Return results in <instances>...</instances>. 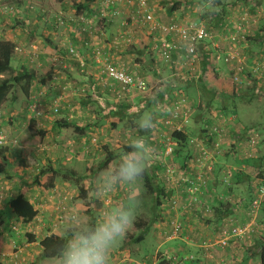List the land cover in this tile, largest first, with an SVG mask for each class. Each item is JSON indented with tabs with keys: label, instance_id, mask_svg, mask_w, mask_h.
Returning a JSON list of instances; mask_svg holds the SVG:
<instances>
[{
	"label": "crops",
	"instance_id": "crops-1",
	"mask_svg": "<svg viewBox=\"0 0 264 264\" xmlns=\"http://www.w3.org/2000/svg\"><path fill=\"white\" fill-rule=\"evenodd\" d=\"M33 1H36L38 7L49 8L45 0ZM68 1L58 0L56 2L54 0L52 5L57 10V15L63 13L69 16L68 19L63 18L62 20L61 15V21L56 24L50 19L51 17L39 22L32 20L34 12L27 10L24 19L28 18V20L19 19L18 22L21 25L10 30L11 33L7 38H0V40L12 42L15 46L10 70L0 74V81L10 80L18 73L26 72L33 75L27 97L23 95L19 86H14L7 101L0 107V114H3L2 119H6V123L9 124L7 129H3L2 134L11 135L20 141V146L16 149L13 148L12 143L9 144L11 150L5 153L7 174H0V221L2 222L0 226V264L2 262L14 264L11 259V254L15 249L14 245L20 257L18 264L27 260L33 262L41 256L38 243L44 232L49 229L51 222L56 220L55 207L57 201H60L58 196L67 192L73 198L76 196V186L81 184L86 189L93 188V181L98 175V173L94 174L97 167H94V162L98 159L101 162L104 159V149L114 154L113 161L117 159L121 148L126 147L129 139L138 133L133 123L137 119L136 114L145 109L152 110L154 100H159L165 106V111L164 114L160 111L155 112L157 127L150 132L148 139L154 146L153 152H156V155H163L159 152L160 147L158 146L162 144L158 141L162 140L168 131L163 125V119L170 110L172 99L175 96L186 95L190 102L194 101L197 106L207 109H210L212 103L211 99L205 100V93L210 92L211 97L216 93H219V98L229 97L227 94L230 92V79L228 80L225 71H219V74L215 76V87L208 91L203 89L201 84L198 86L196 81L195 83L191 82L192 80L188 81L183 76L186 70V72L182 70L180 72L177 65L164 63L154 51L153 42L145 50L138 49L136 42H132L130 47H125L126 45L117 40L118 45H116V39L120 38L124 34L122 31L128 27H124L122 21L127 17L126 15L131 17L129 7L122 5L118 14L110 16L105 0H93L83 11L69 10L68 14L67 11L62 12L66 8L69 9ZM77 2L78 4L84 3L83 0H77ZM149 3L159 23L168 24L172 20L177 21L184 17L183 6L173 14L170 13L169 7L161 5V2L155 4L150 0ZM128 9L130 14L126 12ZM100 15L105 17L106 21L100 19L103 27L98 29L93 26L95 25L93 23ZM134 23L135 21L131 24ZM84 28L86 31H81ZM135 28L136 26H132V29L126 30L133 40L138 35L137 30L134 31ZM69 49H74L75 55H70ZM206 51L205 48L199 49L198 56L202 63V67L198 69L199 76L207 72ZM12 61H14L13 67ZM104 62H109L127 73L139 76L144 80L148 89L143 93L123 94L117 98L116 93L120 90V85L101 74V66ZM235 72L233 70V73ZM229 95L232 96V89ZM32 107L34 112H32ZM66 124L70 126L65 128ZM139 134L142 135V133ZM174 152L176 154L179 152L175 155L177 162L181 163L180 166L184 164V169L187 170L189 161L194 159L195 153H191L189 148ZM233 153H226L215 160V175L219 178L220 174L230 172L232 169L242 170L243 175L236 177L234 181L231 180L232 184L229 186L216 182L218 181L216 177L210 194L213 195L212 198L219 195L232 202L231 214L224 220L230 218L236 224H241L246 222L249 216L247 205L256 194L261 169L259 170L257 166L258 159L247 160L243 154ZM10 163L15 165L14 174L10 173L12 170ZM159 166L164 167L159 163H149L148 166L154 170L156 180L162 178ZM43 168L46 172L43 176H39ZM50 184L52 187L49 188ZM141 185L143 191L141 200H143V196L146 195L143 181ZM176 186L179 185L170 186L173 190L166 187L165 196L160 198L159 221L152 224L148 230L153 238L151 244L156 247H154L153 255L160 251L159 249L163 250L160 252L168 255L174 253L183 255L189 251L193 261L185 264H259L256 254L259 244L256 236L249 242L233 240V244L216 253L211 250L196 249L199 239L201 241L205 237L214 241L218 239L217 227L211 223L210 227L205 226L201 229L199 225L202 226L205 223L198 213L182 211L180 207L173 209L171 205L173 197L179 199L180 206L185 205L187 197L183 194V187L180 189ZM21 192L37 211V216L28 223L16 218L8 207V201ZM207 193L208 190L200 197V203H204L205 206L210 202L205 199ZM96 200L91 205H82L85 213L88 212V215H92L94 219L96 218L94 214L98 215L102 207L101 202ZM73 204L79 203L73 200L69 203L65 202L67 212ZM6 212L10 214L8 225L3 221L7 218ZM171 218L181 223L182 236L173 241H165L166 239L162 241L161 234L169 229L158 231L160 227L158 223L163 219L167 222ZM41 222L45 224V227L39 225ZM20 223L24 225V232H28L26 239H22L20 234L17 235L10 229V224ZM64 224L57 227L56 235H61L60 231ZM29 227L38 234L33 242L27 239V235L31 234ZM129 232L133 235L137 231L132 228ZM132 245L133 243L128 238L125 241V249H129ZM133 248L136 257H130L126 253L125 257L128 259L125 260L118 259L119 252L116 253L117 249H115L112 253V264H129V260L134 264L159 263L147 252L144 256L138 255L140 248H137V245ZM216 248L219 247L214 249ZM132 250L130 248V251ZM1 258L6 261H2Z\"/></svg>",
	"mask_w": 264,
	"mask_h": 264
},
{
	"label": "rangeland",
	"instance_id": "rangeland-1",
	"mask_svg": "<svg viewBox=\"0 0 264 264\" xmlns=\"http://www.w3.org/2000/svg\"><path fill=\"white\" fill-rule=\"evenodd\" d=\"M53 1L54 0H45L44 2L48 5L49 4V8L46 7H38L36 6V1L33 0H0V38L4 39L7 38L8 35L11 33L10 30L15 29L16 27L18 28L21 24L20 21L21 19H24V16L27 15V10H30L32 12H34V17H32V20H38L39 22L41 21H46L48 17H51L50 19L53 20V22L56 24L57 22L61 21V15H62V20L64 19H68L69 16L67 15H63V13L61 15H57V10H55V8H53ZM58 0H56L57 2ZM153 1V0H152ZM159 2L162 3V0H158ZM164 1V5L167 6L168 4ZM173 1V0H172ZM175 1V0H174ZM184 4H183V19L177 20L178 23H184V22H201V23H205L206 22H210V25L213 26L215 24V19L213 18V15L211 16L210 14H206V16L204 15V13H208V11L211 9H213L214 11H220L219 15L222 16L220 18L222 20V25H218L215 26L212 34H213V43L215 45H218V50H215L216 52H218L219 55V59L216 58H211L208 61V67H207V72L204 75L198 76V71L195 73H187V67L186 66H182L181 65H177V69L181 72L184 71L186 72V74L183 73V76L189 80H192L191 82L195 83L194 81L197 82V85L200 86V84H202L206 79L210 80V79H214V77L216 75L219 74V71H225L226 76H228V80L230 79V83H229V87H230V92H228V96L230 97L229 94H231V89H232V93L238 92V94H241L244 98L242 100H236L235 102V107H234V111L235 113H231L233 111L232 104L229 102V100H222V98L218 97L219 93H216L213 95V97L211 98L210 102L211 107L210 109L204 108L203 106H197V104L193 101L190 102V100H188L186 95H182V94H178L177 96H175L172 100V103L175 102L177 99H179L181 96H184L189 104H190V108H191V116L189 119L188 124L185 126L184 128V132L187 133V145L184 148H180L178 146H176V142L173 140L172 138V133L175 132L173 129L167 127L168 131H166L165 136L162 137V140L160 139L158 142L159 143H163V141L168 140L167 142L165 141V146L160 147L159 152L162 153V150L166 149L167 144H171L172 148H173V152L171 155L169 156H164V155H156V152H153L155 155H152V158L150 160V164L155 163V164H162L164 167H161V175L162 178L165 180V173H166V168L167 166L172 167L176 172H177V176L184 173V164L180 166L181 163L177 162V155L174 151L177 152V150H179L180 152L184 149L189 148L191 153H195L194 156L197 155V148L195 147L194 144H190V140H202L203 137H205V134H201V130L202 131H206L212 124L220 122L222 123V126L225 129L226 132V137L224 138L222 145H221V149H220V153L219 156L222 157L224 156L226 153H232L233 154H243L246 157H251L252 159H258L260 158L263 154H264V89L262 90L263 92L258 96V97H251L253 89H252V82L251 79L248 81L247 79H243V77L238 73V70L235 69V65H232L230 63H226L225 62V58L227 55V49H226V44L224 41V37L227 34V30L229 28H231L232 24L236 25V24H241L242 25V31H243V36L244 39L240 40L239 45H238V51L240 54V57L243 59V65L246 66H251V64L254 62V58L257 61L260 62H264V47L261 48L259 45L254 44V43H249L246 41L247 37L253 36L254 33L257 32L259 27H264V0H221L220 5H223V8L220 10L214 9V7L212 8H206V9H201L200 7H198L197 5L200 3V0H184ZM69 4V9L66 8V10H63L62 12H66L69 14V10L70 11H75L77 12V5L78 2L77 0H69L68 1ZM157 4V3H155ZM159 4V3H158ZM162 5V4H161ZM151 6V4H150ZM152 7V6H151ZM127 9V8H126ZM186 9V10H185ZM223 12H222V11ZM55 12V13H54ZM127 13L130 14V10L128 9L126 11ZM72 14V12H70ZM57 15V16H56ZM127 17L124 18L123 22V26L126 27V30L128 29H132V26H136L135 30H137V34L134 38V40L131 38V35L129 34L128 31L123 30L122 32L127 33L128 34V39L130 40L128 43H124L123 45H126L125 47H130V45L132 44V42H136V46H137V41L142 40L144 41V37L149 36L151 38V42L153 41V35H150L147 33L146 29L142 26H140V24L138 23H133L132 20L129 18L128 15H126ZM155 16V13H154ZM205 16V17H204ZM53 18V19H52ZM60 18V19H58ZM20 19V20H19ZM73 19V18H72ZM100 19L105 20V18L103 16H99L95 19L94 23L95 25H93L94 27L96 26V28L100 29L101 27H103L100 24ZM24 20H28V18H25ZM224 20V22H223ZM106 21V20H105ZM47 23V22H46ZM127 24V25H126ZM95 28V30H96ZM143 32L144 34H142L141 32ZM132 34V32H131ZM41 35V34H40ZM214 51V53H215ZM253 60V61H252ZM256 62V61H255ZM14 61H12V67H13ZM163 65V64H162ZM165 65V64H164ZM200 66L202 67V63H201V59L199 60V63L197 64V66L195 67L196 70L200 69ZM239 66V65H237ZM246 69V68H245ZM186 70V71H185ZM233 70H235L236 72L233 73ZM241 72V71H240ZM239 74L240 77V81H235L234 78L237 76L236 74ZM243 74V71H242ZM245 76V75H243ZM204 79V80H202ZM240 82V83H239ZM193 86V85H191ZM218 98H217V97ZM210 94L209 93H205L204 98L205 100H209ZM228 97V98H229ZM250 98V99H249ZM217 99H219L217 101ZM249 99V101L247 100ZM217 102V103H216ZM225 104L226 106V110H222L223 109V105ZM3 114H0V134H2L3 129H7L9 124L6 123V119L3 120L2 119ZM166 115H164L165 117ZM255 130L257 133V144L254 147H249L248 144V140L245 137V135H243V130L248 131V130ZM22 135H23V131H22ZM142 135H146L147 137L150 136V133H142ZM2 136L4 137V143L0 146V151L3 150L4 155L6 152L10 151V143L13 144V148L16 149L18 146H20V141L15 139L14 137H12L11 135L8 134H2ZM155 138V137H154ZM153 138V139H154ZM19 139V138H18ZM31 139V138H30ZM159 139V138H158ZM151 147L153 148L154 146L151 145ZM154 151V150H153ZM159 156V157H157ZM193 156V157H194ZM14 158V157H13ZM195 158V157H194ZM217 160V158H216ZM251 160V159H250ZM194 159H192V161H189V168L186 170V173L191 174L192 170H194L195 168V164H194ZM8 162V161H7ZM99 159L96 160L94 162V167L97 166V164L99 163ZM15 163V162H14ZM14 163H10L11 165V172L12 174L13 171H15V169L13 167H15ZM216 163V162H215ZM28 165V164H27ZM7 166L9 167V163H7ZM44 169V168H43ZM192 169V170H191ZM238 171L240 169H232L230 170V172H226L224 174H220L219 178L215 175V169L212 172V174L209 177V183L207 185V190L208 193L205 196L206 200H210V204H207V207H210L211 205H215L217 204V202H222L223 200H228L227 198L224 197H220L219 195H217L216 197L212 198V194H210V189L211 186H213V184L215 183V179L218 178V183H220L221 185H231L232 181H234L236 179V174L235 173H231V171ZM87 177V176H85ZM83 178L86 180V178ZM217 177V178H216ZM6 180V179H4ZM158 180L157 179V184H158ZM142 183V181H141ZM165 187H169V189L173 190V188H171V185L174 184H170L168 186V182L165 180ZM82 187L84 189H86L82 184L80 186H76V196H73V201L81 204V205H91V203H94L96 198L95 195L93 193V188H87L86 190L88 191L87 193V199L84 201L78 200L77 199V195H78V189ZM206 190V191H207ZM9 192V191H8ZM146 193V192H145ZM214 199V200H213ZM97 201V200H96ZM141 205L137 211V217H136V221L139 219H143L145 220L147 223H150L154 217V212H155V208H154V204H153V199L150 195L146 194L143 196V200H141ZM223 202H227V201H223ZM200 203V201H199ZM202 203V202H201ZM232 204V202H230ZM181 208V210H185L188 212H192L195 214H199V216L203 219H208V213L206 211V207L204 206V203L201 205H198L193 207L192 209H187L185 206H180V204L178 203L175 207L176 208ZM263 208V207H262ZM262 208L257 212V214L255 215H249L247 217L246 222L241 223V224H236L232 219L228 218L226 220H224V222L222 224H219L217 231H218V239L222 238V231H226L227 229H232L233 227H244V226H251V229H253V232H255L256 234L258 233L256 238H264V211L262 212ZM249 208H247V212H248ZM199 211V212H197ZM94 213V212H93ZM160 213V211H159ZM86 214V213H85ZM211 215V214H209ZM6 216L7 218H5L4 223L8 225V222H10V219H8V217H10V214H8V212H6ZM87 218L89 219V215H86ZM92 216V215H91ZM94 216H97L94 214ZM195 218V217H194ZM178 221L175 218H171L169 219L167 222L163 219L161 220L158 225H160V227L158 228V231H164L163 229H170L169 226V222L170 221ZM55 222L52 221L51 225ZM178 223L181 225V223L178 221ZM199 223V222H198ZM163 224V225H161ZM61 226V225H60ZM200 228L201 227H210L209 225H205L202 224L199 225ZM18 227L23 231L21 232V230L19 229L18 233H16L17 235L20 234V236H22V239H26V233L28 232H24L25 229L23 228L24 225L23 223L18 224ZM64 227V228H63ZM182 227V226H181ZM212 228V227H211ZM10 229H11V224H10ZM134 229V228H133ZM202 229V228H201ZM49 230V229H47ZM12 231V230H11ZM137 231V230H135ZM157 231V228H156ZM13 232V231H12ZM252 232V234H253ZM14 233V232H13ZM56 233H58L56 231ZM138 231L133 234L138 235ZM148 233V232H147ZM60 236L61 237H66L67 236V225L64 224L61 228L60 231ZM251 234V235H252ZM146 234L144 241L139 242L137 244L133 243V245L130 247L131 250L133 247H135L137 245V248H140V253L138 255L144 256L145 253H149L151 255V257L154 256L155 261L158 263L159 260H161L164 256H168V254H165L164 252H160L163 251L161 249H159L160 251L156 252V254L153 255L154 253V247L155 245L151 244L153 242V238L152 235ZM250 236V235H249ZM248 236V237H249ZM129 237H132V235H130V232L127 235V238L116 248L117 250L116 253H118L117 255H119L120 260H125L127 257H125V255L129 254L130 257H136L135 255V251H130L129 249H125V241H127V239ZM216 238V237H213ZM253 237H250L248 239L245 240V242H249L252 240ZM160 239L162 241H164L166 239V236L162 233L160 236ZM217 239V240H218ZM216 240V241H217ZM165 241H169V240H165ZM173 241V240H172ZM197 241V240H196ZM214 240H211L208 237H205V239H203L201 241V239H199L196 243V249L199 250V248L201 250H211V252H219L218 250H221L222 248H216L218 247L216 245H211L212 243L215 244ZM260 241V239L258 240ZM208 244V245H203V244ZM233 244L232 241H229L228 246ZM21 245V244H20ZM227 246V247H228ZM18 247V246H17ZM227 247H225L224 249H226ZM156 248V247H155ZM135 249V248H133ZM194 252H197L196 250H192ZM250 251V249H249ZM129 252V253H128ZM127 253V254H126ZM134 253V254H133ZM182 254V253H181ZM187 255H191L188 251V253H184L182 256H187ZM172 256H181L177 253H174ZM239 256V255H238ZM128 259V258H127ZM2 261H6L5 259L1 258ZM153 260V259H152ZM254 261V260H253ZM129 264H134L131 260L128 261ZM161 263V262H159ZM158 263V264H159ZM253 263V262H252ZM1 264H12V263H5L2 262ZM20 264H56V260H48V259H44L42 258V256L38 257L37 259H35L33 262H30V260L25 261L24 263H20Z\"/></svg>",
	"mask_w": 264,
	"mask_h": 264
},
{
	"label": "built area",
	"instance_id": "built-area-1",
	"mask_svg": "<svg viewBox=\"0 0 264 264\" xmlns=\"http://www.w3.org/2000/svg\"><path fill=\"white\" fill-rule=\"evenodd\" d=\"M149 1L150 0H105V6L108 9L107 11L110 16L118 14L122 5L129 7V9H131L130 19L132 22L135 21V23L140 24L141 27L143 26L148 34L153 35V49L158 57L166 64H182V66L187 67V73H196L198 69L196 70L195 67L200 60L198 56L200 49L199 46L204 42H208L210 44V52L207 54L208 56H206L207 62L211 58L219 59L218 52L215 51L218 50L219 47L213 43L214 36L205 29L204 25L193 22L178 23L174 21H170L168 24L159 23L155 19L154 11L150 6ZM153 1L155 3H159L158 0ZM81 31L86 30L84 28L81 29ZM242 34V25L240 23L236 25L232 24L231 28L227 30V34L224 37L227 49V55L225 58L226 63H230L232 65L237 64L239 66L242 65L243 59L240 57L238 51L239 42L244 39ZM127 36L128 35L126 34H122L120 38H117L116 45H118L117 40L120 43H128L130 40ZM68 53L73 56L75 55V50L69 49ZM253 60L254 62L251 66H246V69L243 70V73L246 71L243 79H247L248 81L251 79V82L259 83L256 93L260 95L264 89V62L257 61L258 59L256 60L255 58ZM101 74L107 79L120 85V90L116 93L117 98H120L123 94L131 95L134 92L143 93L148 89L144 80L139 76L127 73L109 62H104L102 64ZM236 75L237 76L234 80L238 81L241 76L238 73ZM32 112H34L33 107ZM190 116V104L184 96H181L172 103L170 110L167 111V115L163 119V125L176 132H181L188 124ZM205 132V139L190 140L189 142L190 144H194L197 148V155L193 161L195 168L192 170L191 174H188L185 171L177 176V172L172 167H165V180L169 184L183 187L184 192L187 194L188 202L186 204V208L193 207L198 204L200 197H202L206 192L209 177L214 171L216 155L219 154L222 142L226 137L225 129L220 122L212 124ZM246 135L248 136L249 147H254L257 144L258 135L256 131L253 129L248 130ZM208 140L212 141V148H207L208 146H206L203 142ZM165 141L167 142L168 140L165 139ZM165 141L162 143L163 146L166 145ZM3 143L4 137L0 134V146ZM172 152L173 148L171 144H167L166 149L162 150V154L164 156H169ZM58 198L60 201H57L55 207L56 220L52 225H50L49 230L44 232L43 235L45 236L51 234L56 235L57 227L64 224V217L68 213L65 202L69 203L73 199L67 192L61 193ZM174 205L176 207V203H174ZM262 205H264V178L260 179L257 185L255 199L249 207V215L252 216L257 214ZM42 223L43 222L39 223V225L41 227H45V224ZM11 230L14 233H18V224H12ZM29 230L34 236L38 235L32 230V228L29 227ZM252 231L253 229H251V226L233 227L232 229H227L226 231H222V238L218 239L215 244L212 243L211 245H216L223 249L228 246L231 239H242L244 237H248ZM181 234L182 227L177 221H172L170 223L169 231L164 233L166 240L169 241L180 238ZM203 245L205 246L208 244L205 243ZM14 248L16 249L15 245ZM15 249L11 254V259L14 264H18L20 257ZM192 259L193 257L191 255H181L178 257L168 255L159 260V262H161L159 264H184Z\"/></svg>",
	"mask_w": 264,
	"mask_h": 264
},
{
	"label": "clouds",
	"instance_id": "clouds-1",
	"mask_svg": "<svg viewBox=\"0 0 264 264\" xmlns=\"http://www.w3.org/2000/svg\"><path fill=\"white\" fill-rule=\"evenodd\" d=\"M197 6L212 8L215 0H200ZM156 111H165L159 100H154L152 110L136 114L133 123L138 133L93 181V193L102 204L95 220L89 221L81 204H73L64 217L67 239L58 249L56 264H112V253L133 228L142 202L141 181L153 149L148 137L139 133L156 129Z\"/></svg>",
	"mask_w": 264,
	"mask_h": 264
},
{
	"label": "trees",
	"instance_id": "trees-1",
	"mask_svg": "<svg viewBox=\"0 0 264 264\" xmlns=\"http://www.w3.org/2000/svg\"><path fill=\"white\" fill-rule=\"evenodd\" d=\"M83 1H84L83 4L77 5V10H78L77 12L83 11L87 5H89L91 2H93V0H83ZM165 2L168 4L167 6L169 7L168 9H169L170 13L174 14L175 12H178L182 8L185 1L184 0H175V1L174 0L173 1L172 0H165ZM220 3H221V0H215L214 9H217V10L222 9L223 5H220ZM185 4H187V3H185ZM162 5L165 6L163 0H162ZM217 7H220V9ZM219 12L214 11L213 9L212 10L210 9L208 11V13H204L205 16H206V14H210L211 16L213 15V18L215 19V24L213 26L210 25V22H206V24L201 23V22H193V23L204 25L205 29L208 32L212 33L215 26L222 25L221 19H223V18H220L222 16L219 15ZM172 21L177 22L176 20H172ZM223 22H224V20H223ZM145 40H147V41L145 42ZM246 41L251 43V44L252 43L257 44L261 48H263L264 47V27H259L257 32L254 33L253 36L247 37ZM150 43H151V38L149 36L144 37V41H142V40L137 41V48L140 50H145L149 47ZM199 47L207 49V51L205 53L209 54L210 44L208 42H206V43L204 42ZM14 50H15V46L12 42L7 41V40H0V74L5 73V72L10 70V62H11V59L13 57ZM202 62L205 65L204 61H202ZM235 69L238 70V73L241 71L239 74L242 77L246 72L245 71L242 74V71L245 69V66L243 64L240 66L236 65ZM202 80H204V79H202ZM32 81H33V75L30 73H26V72L18 73L16 76L12 77L10 80L0 81V107L2 106V104L5 101H7V98H8V96H9V94H10V92L14 86H19L23 95L27 97L29 87H30V84ZM215 82H216V78L214 77V79L213 78L210 80L206 79L201 85H202L203 89H205V90L207 89L208 91H211V89H213L215 87ZM258 85H259V83L252 82L253 92H252L251 97H253V98L259 96V94L256 93V90L258 89V87H257ZM209 94H210V92H209ZM211 98L212 97H209V99H211ZM243 98L244 97L241 94H238V92L232 93V96H230L229 98L223 97L224 101L229 100V102L232 104L231 108H233V111L231 113H235L234 107H235L236 100H242ZM249 99H247V100L249 101ZM222 110H226L225 105H224ZM69 126L70 125L66 124L65 128H67ZM205 133H206L205 131L201 130V134H205ZM246 133H247V131L243 130V135H245V137L248 140V136L246 135ZM187 136H188L187 133L184 131H181V132L175 131L172 133V138L176 142V146H178L180 148H184L187 145V140H188ZM202 139H205V137H203ZM203 142L206 144V146H208L207 148H212L213 144H212L211 140L203 141ZM121 150H127V149H126V147H122ZM104 152H105V157L97 165L96 170L94 171V174L99 173L101 170H103L105 167H107V165L110 162H113V160L115 159L114 154L109 152L107 149H104ZM219 157H220L219 154L216 155V158H219ZM6 158L7 157H6V155H4L3 150L0 151V174H4V175L7 174L5 171ZM245 158L247 160L252 159L251 157H246V156H245ZM258 162H259V164L257 166H258L259 170L261 169L260 173L258 175L259 176L258 179H262V178H264V154L260 158H258ZM159 169L161 170L160 167H159ZM184 170L186 171V169H184ZM45 172H46V169H42L39 172V176H43L45 174ZM231 173H235L237 175L236 176L237 178L243 175L242 170L231 171ZM225 175H226V173H225ZM142 181H143V186H144L146 194L150 195L153 199L155 212H154V217L150 223H147L143 219H139V220L135 221L133 228H134V230H137L139 233L137 236L132 235V237H129L131 242L135 243V244L142 242L144 240L145 235L147 234L149 228L152 226V224L157 223L159 221L158 213L160 211V206H161L160 198L165 196V194H166L165 180L163 178H161V180L160 179L158 180V184H157L156 183L157 180H156L154 170L151 167L147 168L146 172L143 175ZM36 182L39 184L37 179H36ZM169 185L170 184L168 183V186ZM225 186H228V185H225ZM48 187L49 188L52 187V184L48 185ZM176 187L180 188V189L182 188L180 186H176ZM87 193H88V191L86 189L80 187L78 189L77 199L81 200V201L86 200L87 199ZM183 194H185L187 196V194L185 192H183ZM254 199H255V196L252 197V199L250 200V202L247 205L248 206L247 208L250 207V205ZM223 201H227V202H223ZM223 201L217 202V204L211 205L210 207H207V205L205 206V204H204V206L206 207V211L208 213V216H209L208 219L202 218V221L206 225L213 223L218 228L219 224H222L224 222V219L229 217V215L231 214V209H232L233 205L228 200H223ZM178 202H179V199L174 198V197L172 198L171 205H172L173 209L175 208L174 203H176V205H177ZM187 202H188V196L186 197V201H185V205H184L185 207H186ZM201 204L202 203H198V205H201ZM195 206H197V204ZM195 206H193V207H195ZM263 206L264 205H262L261 208ZM8 207L12 211V213L16 216V218L22 219V221L26 222V223L32 221L37 216V211L34 210L33 206L26 200V198L22 192L16 196L12 197L8 201ZM193 207H188L187 209H190V208L192 209ZM88 214L89 213L87 212L86 215H88ZM209 214H211V215H209ZM248 214H249V210H248ZM94 220L95 219L91 215H89V221L92 222ZM171 222H172V220L169 222V226H170ZM1 224H2V222L0 221V226H1ZM251 234L249 237H244L242 239L233 238L230 241H233V240L245 241L246 239H248L250 237H254V236L257 237V235H258V233L256 234L255 232H253L252 235ZM181 236H182V234H181ZM27 239L29 242H33L35 239V236L32 233L28 234ZM66 239H67V236L66 237H60V236L55 235V234H51V235H47V236H45V235L41 236L40 241L38 243V246L41 249L42 258L48 259V260H56L58 249L62 246V244L65 242ZM259 239H260V241H257L259 245L257 246V253L256 254H257L258 259H259V264H264V238L263 237L258 238L257 240H259ZM0 251H1V244H0ZM192 261H193V259L191 260V262ZM188 262H190V261H188ZM185 263H187V262H185Z\"/></svg>",
	"mask_w": 264,
	"mask_h": 264
}]
</instances>
